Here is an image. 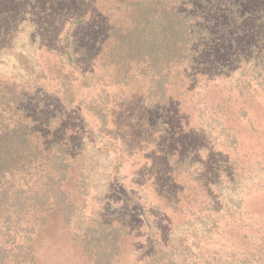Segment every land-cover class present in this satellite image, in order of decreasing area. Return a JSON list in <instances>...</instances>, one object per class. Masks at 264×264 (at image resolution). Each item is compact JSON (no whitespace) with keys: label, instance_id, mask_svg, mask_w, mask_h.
I'll use <instances>...</instances> for the list:
<instances>
[{"label":"rangeland","instance_id":"rangeland-1","mask_svg":"<svg viewBox=\"0 0 264 264\" xmlns=\"http://www.w3.org/2000/svg\"><path fill=\"white\" fill-rule=\"evenodd\" d=\"M122 1L0 0V79L35 99L31 126L64 133L79 149L62 186L72 222L56 206L24 264H91L80 232L101 225L119 235L114 264H264V91L246 95L260 80L249 63L264 57V20L252 19L234 52L245 53L241 66L216 51L223 74L209 77L199 63L185 69L163 113L147 98L141 66L122 83L96 62L122 24ZM256 3L248 0L254 12ZM66 35L77 41L74 67ZM54 113L62 120L47 124ZM138 202L159 239L154 247Z\"/></svg>","mask_w":264,"mask_h":264},{"label":"trees","instance_id":"trees-1","mask_svg":"<svg viewBox=\"0 0 264 264\" xmlns=\"http://www.w3.org/2000/svg\"><path fill=\"white\" fill-rule=\"evenodd\" d=\"M263 3L257 0L259 7L254 12L248 0H123L122 24L112 27V41L105 52L99 51L102 57L96 62L115 68L121 80L128 79L122 83H128L133 68L141 66L137 76L149 80L147 98H153L152 108L165 113L179 75L183 74V81L188 77L185 69L199 63L198 68L209 67L205 71L209 77L223 74L228 67L224 60L216 59V51L229 59L231 54L230 64L245 62V53L234 52L253 30L252 19H258L253 24L263 22ZM64 43L66 61L74 67L79 56L77 41L66 35ZM249 66L250 77L260 80L249 85L247 97L251 91H264V57H252ZM34 100L27 99L24 89L0 79V264L32 261L37 229L47 223L56 206L61 208L65 224L71 223L74 215V203L62 186L71 157L77 156L79 149L66 143L64 133L59 136L55 130L38 131L31 126L29 108ZM59 116L49 115L46 123H57L62 120ZM138 206L151 234L146 243L154 247L159 239L153 235L146 208L140 202ZM114 231L101 225L80 232L82 252L91 264H114L120 246Z\"/></svg>","mask_w":264,"mask_h":264}]
</instances>
